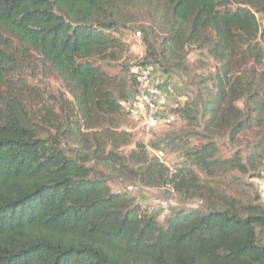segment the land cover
Masks as SVG:
<instances>
[{"label": "trees", "instance_id": "trees-1", "mask_svg": "<svg viewBox=\"0 0 264 264\" xmlns=\"http://www.w3.org/2000/svg\"><path fill=\"white\" fill-rule=\"evenodd\" d=\"M126 32L142 35L138 64L193 76L195 98L170 114L202 125L187 136L205 143L163 133L116 152L136 89ZM194 50L212 73L194 72ZM247 133V164L220 157L216 136ZM172 145L185 154L172 169L149 152ZM263 161L264 0H0V264H264V204L215 182ZM99 166L201 209L160 222Z\"/></svg>", "mask_w": 264, "mask_h": 264}, {"label": "rangeland", "instance_id": "rangeland-1", "mask_svg": "<svg viewBox=\"0 0 264 264\" xmlns=\"http://www.w3.org/2000/svg\"><path fill=\"white\" fill-rule=\"evenodd\" d=\"M123 38L130 47V52L125 56L124 61L131 65L143 61L146 46L142 41V35H137L134 32H126ZM188 59L194 72L208 74L214 71V62L209 60L206 61L196 50L190 51ZM104 67L112 74L121 72V67L118 65ZM148 74L150 75V73ZM154 74H156L161 81H164V86H162L163 90L166 92L168 91V95L170 96L168 111L181 109L185 107L186 104L191 103L195 98L197 88L194 85L195 82L193 76H187L179 70H174L168 73L158 70L154 72ZM40 79L50 83L55 91L64 92L68 96L67 91L59 80L47 76L40 77ZM239 106L243 107V104L240 103ZM128 119L129 121L121 125L119 131L127 132L130 135L129 138L131 142L127 143L125 146L121 145V147L116 149V152L120 153V155L129 154L134 148H136L137 142L149 144L153 138L163 133H167L168 135L177 134L176 136L182 135L183 143L188 140V142L195 146L206 142L205 139L198 136L188 138L187 134L192 129L203 134V127L198 123L188 125L187 121L179 116V113L177 120L173 124L156 126L157 128L148 127L143 119L137 120L129 117ZM190 135L192 136L193 134L191 133ZM214 141L220 149L219 155L221 158L230 159L235 154H239L242 157L243 162L247 164L250 156L257 152L252 133L239 135L235 140L230 139L228 135H219L214 138ZM181 147L179 148L172 145L164 147V150L161 152L149 147V152L158 156L163 164L172 169L185 160V154ZM110 149H113V147H110ZM89 165L92 166L94 164L90 163ZM98 170L101 176L108 179L109 185L113 191L133 197L137 203L147 207L149 212L159 213L160 222H163L168 214L178 208L201 209L202 204L200 201L184 202L177 195H169L162 188L145 187L139 182L129 180L127 177H117L115 173H112L102 166H99ZM202 177L205 178L204 176ZM215 180H212V182L215 181L216 184L226 188L231 194L244 199H254L258 196L259 200L264 204V161L258 169L251 170L247 174L235 168L228 170L226 174H222L220 178Z\"/></svg>", "mask_w": 264, "mask_h": 264}, {"label": "built area", "instance_id": "built-area-1", "mask_svg": "<svg viewBox=\"0 0 264 264\" xmlns=\"http://www.w3.org/2000/svg\"><path fill=\"white\" fill-rule=\"evenodd\" d=\"M132 73L136 80L135 94L123 101V105L129 110L130 118L143 119L150 128L167 126L174 122L175 116L168 111V93L163 90L160 78L138 63L133 64Z\"/></svg>", "mask_w": 264, "mask_h": 264}, {"label": "clouds", "instance_id": "clouds-1", "mask_svg": "<svg viewBox=\"0 0 264 264\" xmlns=\"http://www.w3.org/2000/svg\"><path fill=\"white\" fill-rule=\"evenodd\" d=\"M139 63H140V62H139ZM132 66H133V65H132ZM132 66H131V70H132ZM148 69H149V68H148ZM149 71L151 72L150 69H149ZM151 74L154 75V76H156V74H154V73H152V72H151ZM162 86H163V85H162ZM164 89H165V87H164Z\"/></svg>", "mask_w": 264, "mask_h": 264}, {"label": "crops", "instance_id": "crops-1", "mask_svg": "<svg viewBox=\"0 0 264 264\" xmlns=\"http://www.w3.org/2000/svg\"><path fill=\"white\" fill-rule=\"evenodd\" d=\"M153 72V71H152ZM172 91V90H171Z\"/></svg>", "mask_w": 264, "mask_h": 264}]
</instances>
